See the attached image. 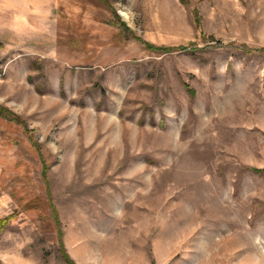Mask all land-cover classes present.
<instances>
[{"label": "rangeland", "instance_id": "374dc122", "mask_svg": "<svg viewBox=\"0 0 264 264\" xmlns=\"http://www.w3.org/2000/svg\"><path fill=\"white\" fill-rule=\"evenodd\" d=\"M107 1L0 0V264H264V0Z\"/></svg>", "mask_w": 264, "mask_h": 264}, {"label": "trees", "instance_id": "16d2710c", "mask_svg": "<svg viewBox=\"0 0 264 264\" xmlns=\"http://www.w3.org/2000/svg\"><path fill=\"white\" fill-rule=\"evenodd\" d=\"M106 5H110V3L107 0H98ZM197 16V15H196ZM195 23L196 26L200 24V18L197 16L195 19ZM114 24H117L118 26H120V28L124 29L125 32H130V29L127 27L126 23L124 21L121 20L119 14H117L114 11ZM135 37V36H134ZM144 48L152 51V52H156V53H161V54H165V53H170L173 51H178V50H186L190 53H194L197 49L196 46H193L192 44L190 45H186V46H178V47H170V46H161V45H155L153 43L147 42V41H141ZM260 51H264V48L260 49ZM188 88V86H187ZM190 91V93L193 95L194 91L192 89H188ZM0 117L6 118L8 120L11 121H15L17 123H21L24 125V122L20 119L19 116H17L14 112H12L11 110H9L8 108L1 106L0 105ZM47 167H44V173L46 172ZM258 172H263L264 169H256ZM50 207H51V212H52V217L53 220L57 226V230H58V241L60 244V250H61V255L63 257V259L65 260L66 264H75V262L70 258L69 254L67 253L63 243H62V231H61V225H60V219L58 216V212L57 209L54 205V203L51 201L50 202ZM6 219H2L0 220V226L2 227L5 223Z\"/></svg>", "mask_w": 264, "mask_h": 264}]
</instances>
